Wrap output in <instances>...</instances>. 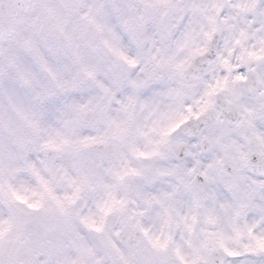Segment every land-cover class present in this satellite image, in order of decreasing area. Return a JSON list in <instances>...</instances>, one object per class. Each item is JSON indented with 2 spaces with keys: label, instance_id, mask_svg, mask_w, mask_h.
I'll return each mask as SVG.
<instances>
[{
  "label": "clouds",
  "instance_id": "9594fccd",
  "mask_svg": "<svg viewBox=\"0 0 264 264\" xmlns=\"http://www.w3.org/2000/svg\"><path fill=\"white\" fill-rule=\"evenodd\" d=\"M0 264H264V0H0Z\"/></svg>",
  "mask_w": 264,
  "mask_h": 264
}]
</instances>
